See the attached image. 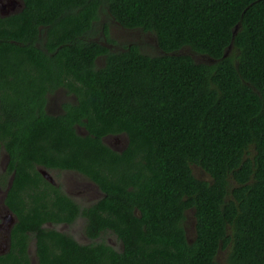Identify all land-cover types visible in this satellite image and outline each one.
Segmentation results:
<instances>
[{"label": "trees", "instance_id": "trees-1", "mask_svg": "<svg viewBox=\"0 0 264 264\" xmlns=\"http://www.w3.org/2000/svg\"><path fill=\"white\" fill-rule=\"evenodd\" d=\"M103 13L161 53L118 48ZM61 89L77 100L51 113ZM4 151L16 221L0 264H31L32 241L39 264H264V0H25L0 15L2 184ZM38 165L103 195L82 205ZM79 216L86 243L57 227Z\"/></svg>", "mask_w": 264, "mask_h": 264}, {"label": "rangeland", "instance_id": "rangeland-1", "mask_svg": "<svg viewBox=\"0 0 264 264\" xmlns=\"http://www.w3.org/2000/svg\"><path fill=\"white\" fill-rule=\"evenodd\" d=\"M103 20L110 23L111 27V35L117 40V47L121 48V46L125 43L134 42L139 43L143 46L144 51L149 52L151 54H160L161 51L157 47V41L153 34L144 31L140 28H126L122 26L120 23L116 22L109 14L103 13ZM184 54H189L195 58L196 61L204 62V63H213L214 59L207 55L203 54H197L193 52L189 47H184L181 51ZM100 64H103V61L100 60ZM63 92L59 91L57 92V95H54L51 97V104L54 103H60L61 97H63ZM51 108H54V110L59 111V104H56V106H52ZM60 112V111H59ZM119 138V141H124L121 136L112 137L110 140L116 141ZM121 138V139H120ZM116 139V140H115ZM123 144V143H122ZM5 162V161H4ZM5 164L3 163V166ZM195 174L204 179H210V176L208 173L203 171L200 167L194 165L193 166ZM52 175L54 176V179L56 182L62 184V186L69 191V193L80 203V204H89L91 201L97 199V196L100 195L99 190L95 185H93L92 181L87 178L83 177L80 174L69 172V171H60V170H53L51 171ZM1 190V188H0ZM4 193L0 191V204L2 205V196ZM0 205V206H1ZM4 215L6 214V210H4ZM187 228H188V234L190 237H193L195 233V217L192 210L188 211V217H187ZM58 229L62 231H66L70 234H72L75 238H77L81 243L89 242L85 235V220L83 217L78 218L75 222L71 224H60L57 226ZM4 232V231H2ZM107 240L114 244L115 246H120V242L115 238L114 235H108ZM35 242L32 241L30 244V257H31V263L32 264H39V261L36 258L35 255ZM219 260L224 261L225 259V253L221 252L219 254Z\"/></svg>", "mask_w": 264, "mask_h": 264}, {"label": "flooded vegetation", "instance_id": "flooded-vegetation-1", "mask_svg": "<svg viewBox=\"0 0 264 264\" xmlns=\"http://www.w3.org/2000/svg\"><path fill=\"white\" fill-rule=\"evenodd\" d=\"M24 6H25V0H0V15L8 16V15H12V14L18 13L19 11H21L23 9ZM59 91L63 92V95H64L63 97H61L62 100H61L60 103H54L53 102V104H51V100H52L51 97L54 96V95H57L56 93L53 94V95H50V97H49V101H48L47 107H48V111L51 112V113H55L56 114V113H59V111L61 112L62 111V104L66 100H70V101H74V102L77 100L76 95H74V94L69 95L63 89H61ZM56 104H59V108H60L59 111L54 110V108H51L52 106H56ZM78 132L80 134H82V135L86 134V130H84L83 127H79L78 128ZM112 137H117V136L108 135V136L104 137V141L106 143H108L113 149L122 150L126 146V144H127V139L126 138L123 139L124 141H121V140L119 141V138H118L117 140L115 139L116 141L114 142V141L110 140V138H112ZM8 158H9L8 154H6V152H5L4 153V157H2V160H1V164H2L1 168H2L3 172H5V173H6V166H7ZM3 163L5 164L4 166H3ZM37 168L39 169V171L42 173V175L44 177H46L45 173L50 174L53 177V181H51L47 177L46 178L49 181H51L53 184L57 185V186L58 185H62V184L56 182V180L54 179V176L51 173V171H53V170L69 171V172L80 174L83 177L85 176L83 173H81L80 171H77V170L61 169V168H57V167L46 168V167H43L41 165H38ZM5 173L3 175V177H4L3 181H5L6 184H2V182L0 181V188H1L0 191L3 192V189H4V193H3V196H2V199H1L2 200V205L0 204L1 205L0 206V254L6 252L9 249L10 238H11L10 237L11 236V229H12L13 224L16 221V216L13 214V212L9 209V207L5 203L7 195H8V192H9V189H10V187L12 185V180H13L14 175L13 174L10 175V174H7V173L5 174ZM92 183H93V185H95L97 187V189L100 192V195L97 196V199H99L103 194H102L99 186L96 183H94L93 181H92ZM63 189L65 190V192L67 194H69L72 198H74L69 193L68 190H66L64 187H63ZM83 205H88V204H83ZM4 210H6V214L5 215L3 213ZM9 212L12 213V216L8 215ZM80 217H83V216H79L78 218H80ZM84 220H85V218H84ZM62 224H69V223H62ZM2 231H4V232H2ZM29 254H30V249H29ZM35 255H36L37 260L39 261L38 256H37V252H36V248H35ZM30 259H31V257H30Z\"/></svg>", "mask_w": 264, "mask_h": 264}, {"label": "water", "instance_id": "water-1", "mask_svg": "<svg viewBox=\"0 0 264 264\" xmlns=\"http://www.w3.org/2000/svg\"><path fill=\"white\" fill-rule=\"evenodd\" d=\"M45 175H46V177L48 178V179H50L51 181H53V177L50 175V174H48V173H45ZM9 216H12V213L11 212H9V214H8Z\"/></svg>", "mask_w": 264, "mask_h": 264}]
</instances>
